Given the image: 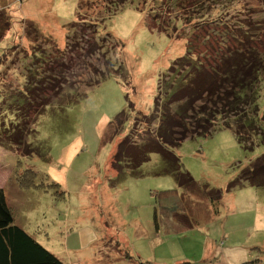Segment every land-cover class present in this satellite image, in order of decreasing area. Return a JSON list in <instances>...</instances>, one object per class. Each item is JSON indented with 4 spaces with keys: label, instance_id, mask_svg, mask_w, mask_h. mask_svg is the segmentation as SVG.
I'll use <instances>...</instances> for the list:
<instances>
[{
    "label": "rangeland",
    "instance_id": "rangeland-1",
    "mask_svg": "<svg viewBox=\"0 0 264 264\" xmlns=\"http://www.w3.org/2000/svg\"><path fill=\"white\" fill-rule=\"evenodd\" d=\"M79 1L0 0V36L10 26L0 39V58L9 48L0 60V137L3 128L19 123L9 99L24 87L33 63L41 77L65 76L60 87H46L51 104L43 113H33L21 125L38 150L22 156V149L8 148L20 157L12 176L17 184L11 182L5 191L16 223L67 264H264V186L228 189L264 153L259 137L247 149L231 129L217 127L176 149L198 183L222 190L212 201L203 190L181 187L171 175H153L162 165L158 154L143 165L145 176L127 171L120 179L112 155L136 112L131 111L124 134L112 137L108 130L130 100L135 110L153 114L146 118L151 128L159 126L153 109L159 79L185 53L187 40L209 62L223 45H233L230 38L248 44L240 27L249 31L256 24L259 35L249 44L261 43L264 0H128L117 12L107 0H81L82 7ZM78 17L100 21L102 50L110 49L106 56L86 42L100 41V32L83 38L76 51H66L65 24ZM29 21L40 26L42 35L27 31ZM38 51L45 52L46 61L37 60ZM59 55L70 68L56 66ZM108 56L123 63L122 72L88 87L111 68ZM259 104L261 115L263 98ZM22 169H27L23 179ZM172 189L185 196L177 205L184 227L174 218L169 222L178 230L157 231L154 192ZM223 249L226 258H220Z\"/></svg>",
    "mask_w": 264,
    "mask_h": 264
},
{
    "label": "trees",
    "instance_id": "trees-1",
    "mask_svg": "<svg viewBox=\"0 0 264 264\" xmlns=\"http://www.w3.org/2000/svg\"><path fill=\"white\" fill-rule=\"evenodd\" d=\"M107 1L115 6V9L117 8L116 12L129 3L128 0ZM82 6L83 2L80 0L79 7ZM98 21L78 17L76 21L66 23V51L68 52L67 48L76 51L83 38L99 35L101 23ZM76 26L79 28L78 32L74 30ZM238 26L244 25L240 23ZM9 27L3 30L0 39L5 37L4 33ZM26 28L30 33L42 35L40 26L32 21L27 23ZM240 28L245 39L242 41L248 40V44L242 45L239 42L240 39L234 41L230 38L229 41H233V45H223L222 50L216 53L215 60L210 62L203 58V51H198L196 45L191 40L190 42L187 40L185 53L176 57L166 73H163L159 79L158 92L154 97L153 105V109L159 115H155L159 119V126L156 129L151 128L150 122L146 120L153 114L135 110V104L131 100L128 102L129 107L120 111L110 121L108 130L112 137L124 134L128 129L126 124L127 121L129 122L131 111L136 112L130 130L124 134L112 155L111 162L117 169L120 179L127 171L134 177L145 176L142 170L143 165L151 160L152 154H158L162 165L152 172L153 175H171L181 187L199 193L203 190L204 196H209L212 201H215L219 199L222 190L210 187L208 183H198L184 168L176 149L185 141L211 135L217 127L231 129L244 148L253 149L256 137L264 143V126L262 125L264 124V106L260 115L259 104L261 98L264 100V40L261 43L260 40L249 44L251 37L259 35L257 32L259 27L256 24L254 29L252 27L249 29L253 35L249 33L246 26ZM87 32H90L91 36ZM103 35L98 36L100 41ZM232 36L234 39L238 38L236 34ZM100 41L96 39L95 43L91 44L86 38L90 48L92 46L100 48L106 56L110 49L107 47L103 51L105 42L103 40L100 43ZM7 49L1 58L7 55ZM43 52L38 51L36 55L34 54L38 61L47 60L48 57ZM56 58L58 59L54 63L57 67L70 68V64L62 59L59 60L60 55ZM107 59V64L111 68L98 80L92 81L88 87L95 86L109 76L122 72L123 63H120L118 58L113 60L108 56ZM37 64V62L33 63L29 68L31 74L26 75L22 91L11 95L9 99L10 108L18 115L19 123L3 128V134L0 137V145L18 151L22 149L19 151L22 156H30L38 150L37 146H34L35 149L32 148V143L26 140L25 128L21 127L22 123L28 124L29 116L37 111L40 116L46 109L45 106L51 104L46 87L58 88L62 80H65L62 72H60L61 80L52 78L54 76L41 77L34 69ZM2 65L4 64L0 62V67ZM155 119L153 117L154 121ZM26 170L21 173L20 178L23 179ZM248 183L256 187L264 186V153L247 164L241 174L230 181L228 189ZM154 194L153 218L156 230L164 229L166 232H174L176 228L169 222L174 218L175 221L180 222L181 227H184L181 222L183 217L177 212V205L182 206L180 201H184L185 196L179 194V189L155 191ZM214 194L216 197L213 196ZM0 264H67L24 227L16 223L13 209L7 203L3 188H0Z\"/></svg>",
    "mask_w": 264,
    "mask_h": 264
},
{
    "label": "crops",
    "instance_id": "crops-1",
    "mask_svg": "<svg viewBox=\"0 0 264 264\" xmlns=\"http://www.w3.org/2000/svg\"><path fill=\"white\" fill-rule=\"evenodd\" d=\"M15 150H10L8 148H1L0 147V188H3L5 191L6 189L9 187V184L11 182H15L13 179H12V176H13V173H15V170H14V164L15 162L18 160V158H20L17 153L14 152ZM19 161V160H18ZM30 168V167H29ZM24 170H19V175H21V173L23 172ZM11 179L13 181H11ZM54 179V178H53ZM17 184V183H16ZM15 188V187H14ZM18 188V187H17ZM6 199H7V203L8 205L13 208V206L10 204L8 198H7V194H6ZM86 234V233H85ZM224 250L226 249H223V251H218L220 252V258H222V256L224 258L225 257V253H224ZM216 252V251H215ZM225 264H228L226 263V260L223 261ZM223 262H219L220 264H223Z\"/></svg>",
    "mask_w": 264,
    "mask_h": 264
}]
</instances>
